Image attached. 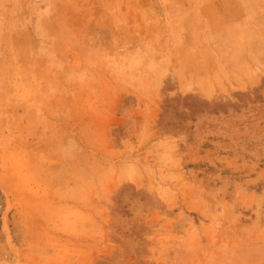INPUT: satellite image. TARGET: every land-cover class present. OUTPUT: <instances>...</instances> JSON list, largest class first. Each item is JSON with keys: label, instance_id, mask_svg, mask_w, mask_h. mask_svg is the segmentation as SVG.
Wrapping results in <instances>:
<instances>
[{"label": "rangeland", "instance_id": "rangeland-1", "mask_svg": "<svg viewBox=\"0 0 264 264\" xmlns=\"http://www.w3.org/2000/svg\"><path fill=\"white\" fill-rule=\"evenodd\" d=\"M0 264H264V0H0Z\"/></svg>", "mask_w": 264, "mask_h": 264}, {"label": "built area", "instance_id": "built-area-1", "mask_svg": "<svg viewBox=\"0 0 264 264\" xmlns=\"http://www.w3.org/2000/svg\"><path fill=\"white\" fill-rule=\"evenodd\" d=\"M8 199L4 193L0 190V221L3 222L7 214Z\"/></svg>", "mask_w": 264, "mask_h": 264}]
</instances>
